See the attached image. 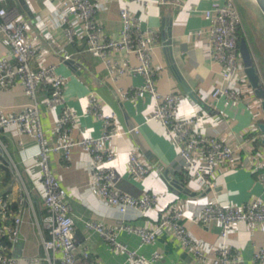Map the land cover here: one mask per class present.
Segmentation results:
<instances>
[{"label":"crops","instance_id":"crops-1","mask_svg":"<svg viewBox=\"0 0 264 264\" xmlns=\"http://www.w3.org/2000/svg\"><path fill=\"white\" fill-rule=\"evenodd\" d=\"M142 1L126 5L142 21L143 29L160 33V42L153 54V65L159 74L158 92L182 95L179 117L197 116L196 131L223 139L238 150V166L231 169L219 167L215 177L210 180L216 184L214 190H205L198 181H187L182 186L169 181L178 175L176 170L180 158L177 147L170 141L163 126L150 119L155 101L148 94L128 102L116 97L118 88L130 90L141 87L144 83L142 76L127 75L113 81L103 61L89 55L86 45L80 42L66 46V52L72 59L69 62L62 60L59 47L50 38L49 31L41 33L39 30L40 24L49 23L50 13L59 0H25L27 9L19 0H8L5 6L20 10L29 25V38L39 48L38 56L31 62L32 70L55 65L56 72L67 78V103L79 115L83 134L80 128L74 131L73 138L77 145L71 160L65 162L62 154H53L50 165L68 192L66 201L71 206L80 249L88 248L102 264H134L128 260L126 253L114 251L102 237L86 229L85 222L94 220L103 222L111 229L117 241L129 251H135L149 261L159 252L160 260L151 264H204L181 248L170 231H160L154 244L142 245L137 234L121 230L120 222L155 230L163 213L172 206H178L184 212L181 223L198 241L210 245L220 244L221 227L218 223L204 227L194 224L193 220L200 217L202 209L211 199L225 206H241L256 197L264 201V187L260 178L264 174V135L259 128L264 123L262 101L257 98L248 79L238 87V101L228 102L224 98L212 97L216 87L223 83L222 69L207 57L205 40H199L197 33L209 24L204 17L205 11L211 8L212 3H224L225 0ZM124 5L122 0H111L108 10L98 15L108 34L117 36L121 30L120 9ZM257 41L264 59V43ZM248 47L264 82L262 60ZM3 57H10V48L0 33V58ZM116 59L121 63L137 65L134 56H118ZM49 92L50 89L40 86L38 101L46 141L54 146L57 142L56 121L62 109H50L44 105ZM90 92H95L102 99L106 113L114 112L117 115L119 134L112 141L117 158L111 166L119 176L118 186L136 197L144 193H154L159 197L157 206L138 220H130L135 216V211L120 215L106 210L102 200L91 190V158L79 144L83 138H99L102 123L87 114V96ZM29 102L18 81L0 84V109H4L7 114L18 113ZM130 150H135L150 168V173L143 181L128 174ZM39 153L37 141L20 134L14 127H0V156L4 157L0 173V196L8 197L14 214L22 207L19 242L12 252L15 264H50L43 248V241L49 238V232L42 223L46 209ZM166 172L168 177H165ZM228 244L240 251L241 260L238 264H258L254 257L264 244V235L258 229L239 223L230 232ZM55 264H60L58 258Z\"/></svg>","mask_w":264,"mask_h":264},{"label":"built area","instance_id":"built-area-1","mask_svg":"<svg viewBox=\"0 0 264 264\" xmlns=\"http://www.w3.org/2000/svg\"><path fill=\"white\" fill-rule=\"evenodd\" d=\"M7 1L0 0V33L10 48V57L0 58V84L18 81L30 102L16 114L10 115L4 109H0V127H14L20 134L30 137L40 145L41 186L46 209L42 223L49 232V238L43 241L44 251L50 264H55L56 258L60 264H102L92 256L88 248L80 249L71 206L66 201L68 192L62 187L50 165V157L53 154H62L65 162H69L77 145L73 135L74 131L80 128L79 115L68 105L65 97L67 78L56 72L55 65L38 71L32 70L31 62L38 56L39 48L30 40L29 25L23 19L20 10L17 7L7 8L5 6ZM110 1L59 0V4L50 13L49 23L40 24L39 30L41 33L49 31L50 38L54 39L59 47L63 61L69 62L72 59L65 47L80 42L86 45L89 55L103 61L113 81L127 75L142 76L144 83L141 87L130 90L118 88L116 97L128 102L137 100L145 94L150 95L155 101V109L150 119L163 126L170 141L178 149L180 162L176 173L182 176L185 182L198 181L205 190H214L216 184L210 180L215 177L219 167L231 169L238 166V150L223 139L196 131L197 116L179 117L182 95L158 92L159 74L153 65V54L160 42V33L153 29H143L142 21L136 18L126 5L129 2L143 1L122 0L125 5L120 9L121 30L117 36L108 34L103 22L98 18L100 13L108 10ZM204 17L209 24L197 33V37L199 40H205L207 57L222 69L223 83L216 87L212 97L236 102L240 99L238 91L240 83L248 79L240 54L239 32L244 30L240 9L235 0L214 2L211 8L205 11ZM60 31L61 35L54 34ZM118 56H134L137 65L121 63L116 59ZM260 79L264 88L261 76ZM40 86L50 88L44 105L50 109H62L56 121L57 142L54 146L47 143L42 127L38 101ZM87 102V114L102 123L99 138H83L79 144L91 158L93 178L91 190L102 200L106 210L120 215L135 211V216L130 220H138L157 206L159 197L154 193H144L136 197L118 186L119 176L111 166L117 158V152L112 146L113 139L119 134L117 115L104 111V102L95 92L88 94ZM79 131L83 134L81 128ZM3 163L4 157H0V173ZM149 173L150 168L138 153L130 150L128 174L136 180L143 181ZM260 178L264 187V174ZM173 179L169 181L172 182ZM183 218L182 208L172 206L163 213L155 230L120 223L121 230L137 234L142 245H152L157 239L158 232L170 231L179 241L181 248L204 264L239 263L240 251L228 244L230 232L239 223L258 229L264 235V201L259 197L241 206H225L216 199L207 202L200 217L194 219L193 223L204 227L218 223L221 227V243L218 245L198 241L181 223ZM8 222L12 224L8 225ZM22 222V207L14 214L8 197L0 196V264L16 263L12 252L19 242ZM85 227L102 237L114 251L126 253L128 260L134 264H151L161 258L160 253L156 252L149 261L137 252L129 251L117 241L113 231L103 222L89 220L85 222ZM254 259L258 264H264V244Z\"/></svg>","mask_w":264,"mask_h":264},{"label":"rangeland","instance_id":"rangeland-1","mask_svg":"<svg viewBox=\"0 0 264 264\" xmlns=\"http://www.w3.org/2000/svg\"><path fill=\"white\" fill-rule=\"evenodd\" d=\"M243 20L244 30H241L243 36L247 39L248 45L256 52L258 58L262 60L264 68V59L261 57V51L258 48V41L264 43V16L258 9L253 0H235Z\"/></svg>","mask_w":264,"mask_h":264},{"label":"water","instance_id":"water-1","mask_svg":"<svg viewBox=\"0 0 264 264\" xmlns=\"http://www.w3.org/2000/svg\"><path fill=\"white\" fill-rule=\"evenodd\" d=\"M21 5L26 8V2L25 0H19ZM254 3L257 5L258 9L264 16V0H253ZM240 54L243 60V64L246 69V75L248 78V81L254 90L256 96L258 99L262 101V108L264 111V88L261 83L260 75L258 73V70L256 66L254 65V61L252 58V53L248 47V43L245 39H242L240 42ZM260 131L264 135V123L259 125ZM165 177H168V172L165 173Z\"/></svg>","mask_w":264,"mask_h":264},{"label":"trees","instance_id":"trees-1","mask_svg":"<svg viewBox=\"0 0 264 264\" xmlns=\"http://www.w3.org/2000/svg\"><path fill=\"white\" fill-rule=\"evenodd\" d=\"M239 37H240V42L242 39H245L247 41V39L243 36V33H242V37H241V31L239 32ZM239 42V44H240ZM44 87V86H43ZM47 89H50L48 87H46ZM1 157V156H0ZM176 177L174 178V180L172 181L173 184H176V185H181L184 184V178L180 175H175ZM5 244H7V242H4Z\"/></svg>","mask_w":264,"mask_h":264}]
</instances>
